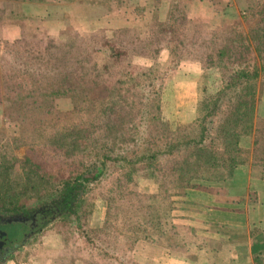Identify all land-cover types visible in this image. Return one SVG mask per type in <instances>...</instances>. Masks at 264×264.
<instances>
[{
	"label": "trees",
	"instance_id": "obj_1",
	"mask_svg": "<svg viewBox=\"0 0 264 264\" xmlns=\"http://www.w3.org/2000/svg\"><path fill=\"white\" fill-rule=\"evenodd\" d=\"M244 1L258 16L247 34L233 31L199 43L181 38L176 28L181 0H169L167 20L151 26L152 39L133 52L158 44L174 61L194 59L218 69L220 87L199 99L192 119L175 125L163 117L159 92L153 90L157 65L122 70L132 65L126 58L129 42L135 46L123 28L111 35L97 28L88 40L76 35L60 41L34 30L4 41V113L19 119L22 133L15 144L26 143L28 151L17 170L0 154L1 208L15 212L33 197L30 207L49 200L61 218L66 210L76 215L90 181L111 163V190L130 183L138 169L157 181L164 199L173 188H205V182L233 176L245 151L241 137L247 135L253 137L252 160L264 179V116H256L264 77V0ZM60 97L71 98L72 107L59 108ZM101 197L105 226L114 213L112 199ZM262 245L252 253L256 264L264 260Z\"/></svg>",
	"mask_w": 264,
	"mask_h": 264
},
{
	"label": "rangeland",
	"instance_id": "obj_2",
	"mask_svg": "<svg viewBox=\"0 0 264 264\" xmlns=\"http://www.w3.org/2000/svg\"><path fill=\"white\" fill-rule=\"evenodd\" d=\"M50 1L54 9L50 26L44 29L29 28L22 35L36 30L34 32L60 41L78 35L88 40L90 33L97 28L103 29L106 35H111L118 28L125 29L128 37H134L135 46L132 47V42H129L126 58L132 65L123 67V63L122 70L128 72L134 67L157 65L154 74L158 78L154 79L153 90H158L163 117L172 125L192 119L197 114L199 99L220 87L221 77L217 68L206 67L194 59L174 61L166 57V48H156L158 44L140 49L143 53H133L140 43L152 39L151 26L167 20L169 0H122L113 1L114 4L112 0H78L77 3L72 0ZM145 5L149 7L147 10L143 9ZM178 6V33L181 38L183 35L189 40L197 38L199 43L223 38L233 31L247 34L248 29L258 20V16L250 12L244 0H181ZM58 15L61 17L60 29L54 23L58 22ZM99 38L96 34L93 44L98 45ZM97 59L101 61L100 54ZM24 82L29 85L27 79ZM1 92L0 154H7L9 163L17 170L21 158L28 151V145L15 144V137L22 133L21 124L19 119L4 113L7 103L1 97ZM263 97L264 77L261 76L256 103L257 117L264 116ZM26 100L30 104L31 99ZM56 105L65 109L72 107L73 103L69 97H60L56 99ZM252 147L253 143L245 148L236 166L242 169L245 165L247 168L239 173L246 175L250 164V174L258 177L260 170L253 163ZM34 148V151L39 149ZM112 167V163L109 164L96 180L90 181L89 189L84 194L85 201L79 205L76 215L45 223L32 238L22 243V248L12 254L5 264H154L158 257L163 262L170 252L184 254L191 260L218 262L217 251L211 248H214L213 244L218 240L216 237L221 238L220 231H226L225 234L234 233V239L243 237L246 241V236L240 234L249 230L253 249L263 246L264 181L256 182L251 176L250 185L240 189L230 183L232 176L224 181L205 182L203 185L206 189L203 186L186 191L173 188L169 197L164 199L157 192V181L145 175L141 169L136 171L130 183L117 191L111 190ZM191 190H195L194 193ZM241 192H246L244 198L243 194L240 197ZM231 194L241 200L238 202L239 208L234 210L237 216L231 218V224L220 217L214 221L205 219L213 217L214 213L216 216L221 215V209L227 210L224 205L218 207L216 204L214 207L211 203L213 200L216 203L224 202V198L226 200ZM102 195L112 199L110 211L115 214L108 218L105 226L102 221L105 212ZM34 201L35 198H28L23 200V204L29 205ZM115 207H118L117 211ZM166 245L165 250L163 248ZM249 261L250 264H256L253 259Z\"/></svg>",
	"mask_w": 264,
	"mask_h": 264
},
{
	"label": "crops",
	"instance_id": "obj_3",
	"mask_svg": "<svg viewBox=\"0 0 264 264\" xmlns=\"http://www.w3.org/2000/svg\"><path fill=\"white\" fill-rule=\"evenodd\" d=\"M61 1V0H59ZM76 2L78 0H72V2ZM122 2V0H112V4L115 2ZM163 1V0H162ZM166 1V0H164ZM110 2V1H109ZM51 1L50 0H0V53L2 51V42L6 40H13L16 38H19L24 30L30 29H44L50 26L51 17H52V7H51ZM145 5L144 10H147L149 7ZM54 10V9H53ZM58 22H54L56 25H58V29L62 27L60 24V16L58 15ZM56 19V17H55ZM264 98V97H263ZM241 145L244 148H249L252 145V137L250 135L242 136L240 140ZM250 165V164H249ZM248 165L247 174L241 175L239 172L244 171L247 167L244 165L240 168L238 166L234 169L233 177L230 179L234 185H237L241 188H244V186H249L251 178L253 177L256 182L264 181V179L260 178V176L256 177L254 175L250 174V166ZM252 176V177H251ZM243 190V189H242ZM246 190V189H244ZM193 193L195 190H191ZM188 194L190 191H188ZM192 193V194H193ZM246 193V192H245ZM245 193H240V197L243 198L245 196ZM206 195V194H205ZM211 197V194L210 196ZM225 197V196H224ZM215 199V198H214ZM241 200L237 197H234L232 194L231 196L226 197V200L224 198V202H217L215 200L212 201L211 206H214L217 204L223 206L227 210H231L232 212H229L227 210L223 211L222 209L220 212H222L221 215H213V217L205 218V219H212L213 221L215 218H221L223 221L228 222L229 224L232 223L231 218L236 217L237 213L234 211L239 208L238 202ZM232 203V204H227ZM234 203L235 206L233 205ZM232 205V206H230ZM228 212V213H227ZM222 221V222H223ZM196 230V229H195ZM226 231H220L221 238L216 237L218 240H216V244L214 245L213 249L214 251H217V261H202L200 259H190L186 255L182 254L179 255L178 253H172L170 252L167 256V258L162 262L159 260V257L155 259L154 264H193V262L196 261V264H199L202 262V264H242L243 262L246 264H250V259L252 260V253L254 251V246L251 241V235L249 230L247 232L241 233L240 235L246 236V241H244L242 238L240 239H234L235 234H225ZM223 234V235H222ZM233 237H229V236ZM221 239V240H220ZM220 245V246H219ZM163 247V246H162ZM167 245L165 246L166 250ZM156 255V254H155ZM158 256V255H156ZM188 259V260H186ZM190 260V261H189ZM10 264V263H9Z\"/></svg>",
	"mask_w": 264,
	"mask_h": 264
},
{
	"label": "flooded vegetation",
	"instance_id": "obj_4",
	"mask_svg": "<svg viewBox=\"0 0 264 264\" xmlns=\"http://www.w3.org/2000/svg\"><path fill=\"white\" fill-rule=\"evenodd\" d=\"M30 206H32V204L26 205L24 208L16 210L15 212L6 211L0 208V230L6 224L13 223V221H20L26 231L21 243H15V246L7 245L0 250V264L8 262L10 260V256L22 248V243L27 242L30 238H32L33 235H35L37 231L45 225V223L61 218V212H59L56 207L49 202V200L42 204L39 203L34 205L35 207ZM64 212L66 215H62L63 217L73 214L67 210Z\"/></svg>",
	"mask_w": 264,
	"mask_h": 264
},
{
	"label": "water",
	"instance_id": "obj_5",
	"mask_svg": "<svg viewBox=\"0 0 264 264\" xmlns=\"http://www.w3.org/2000/svg\"><path fill=\"white\" fill-rule=\"evenodd\" d=\"M25 232L20 221L4 225L0 230V250L7 245L13 246L15 243L21 242Z\"/></svg>",
	"mask_w": 264,
	"mask_h": 264
}]
</instances>
